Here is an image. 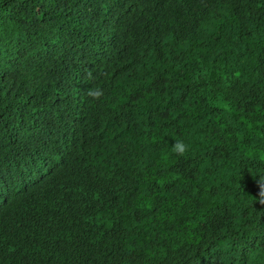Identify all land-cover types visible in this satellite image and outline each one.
Returning a JSON list of instances; mask_svg holds the SVG:
<instances>
[{"label": "trees", "instance_id": "obj_1", "mask_svg": "<svg viewBox=\"0 0 264 264\" xmlns=\"http://www.w3.org/2000/svg\"><path fill=\"white\" fill-rule=\"evenodd\" d=\"M262 183L264 0H0V264H264Z\"/></svg>", "mask_w": 264, "mask_h": 264}, {"label": "clouds", "instance_id": "obj_2", "mask_svg": "<svg viewBox=\"0 0 264 264\" xmlns=\"http://www.w3.org/2000/svg\"><path fill=\"white\" fill-rule=\"evenodd\" d=\"M101 90H89L88 95L92 97L94 100H99L102 96ZM174 150L178 151L180 155H183L187 151V145H184L182 142H178L176 145H174ZM259 195L264 198V183L260 186V192Z\"/></svg>", "mask_w": 264, "mask_h": 264}]
</instances>
